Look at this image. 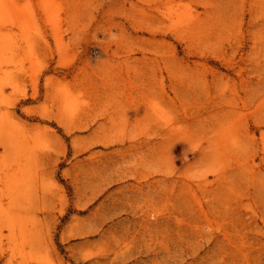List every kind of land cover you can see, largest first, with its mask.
<instances>
[{"label":"rangeland","instance_id":"374dc122","mask_svg":"<svg viewBox=\"0 0 264 264\" xmlns=\"http://www.w3.org/2000/svg\"><path fill=\"white\" fill-rule=\"evenodd\" d=\"M0 264H264V0H0Z\"/></svg>","mask_w":264,"mask_h":264}]
</instances>
